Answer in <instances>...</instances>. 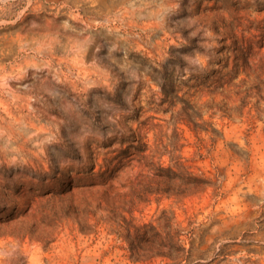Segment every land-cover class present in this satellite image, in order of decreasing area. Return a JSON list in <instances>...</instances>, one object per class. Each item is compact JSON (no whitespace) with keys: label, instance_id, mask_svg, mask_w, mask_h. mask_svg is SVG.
<instances>
[{"label":"rangeland","instance_id":"1","mask_svg":"<svg viewBox=\"0 0 264 264\" xmlns=\"http://www.w3.org/2000/svg\"><path fill=\"white\" fill-rule=\"evenodd\" d=\"M235 18L263 20L264 0H0V264L173 263L132 253L120 217L96 200L85 210L78 185L92 180V155L102 162L151 115L170 119L150 104L154 68L169 60L187 78L207 66L217 19ZM204 119L198 131L178 124L176 154L207 184L152 195L134 222L180 229L191 264H264V107ZM128 165L116 183L140 170Z\"/></svg>","mask_w":264,"mask_h":264},{"label":"trees","instance_id":"2","mask_svg":"<svg viewBox=\"0 0 264 264\" xmlns=\"http://www.w3.org/2000/svg\"><path fill=\"white\" fill-rule=\"evenodd\" d=\"M243 20L217 19L214 40L219 45L212 48L216 56L212 55L207 66L196 69L187 78L180 77L185 76L182 72L177 76L175 67H169V60L160 64V68H154L157 75L151 77L159 86V92L151 95L150 104L158 106L153 109L155 113H170L169 120L151 115L139 122L137 129H130L132 134L126 138L131 141L123 139L121 146L115 149L105 146L107 150L101 152L104 155L102 162L92 155L85 173L86 178L92 180L78 185L86 189L85 210L96 200L97 206L109 212L111 219L115 220L111 217L114 215L120 217L125 224L132 253L149 250L159 257L171 259V264H181L182 261L191 264L186 255L188 249L181 243L180 229L176 234H163L153 222L136 225L133 211L138 203L148 201L152 195H156V199L172 195L185 197L207 184V179L191 173L189 166L177 157L176 152L182 147L179 144L182 138L178 131L180 122L198 131L200 122L212 123L204 119L206 113L210 118L217 112L222 117L232 118L242 115L247 108L252 113L264 107V19H246L249 25L242 27ZM256 54H259L257 59ZM159 94L157 102L154 97ZM233 99L238 103L232 108L229 101ZM152 119L163 122L149 123ZM169 128H172L170 134L167 133ZM201 128L208 130L207 127ZM149 133L154 135L152 144L144 141ZM166 154H171L172 158L169 164L164 165L162 157ZM128 164L140 167V170L116 183L121 177L118 172ZM116 196L129 198V201L117 206ZM126 212L132 215L130 219Z\"/></svg>","mask_w":264,"mask_h":264}]
</instances>
